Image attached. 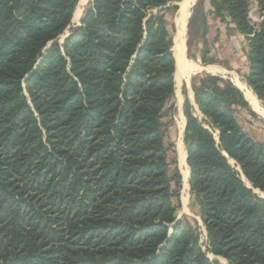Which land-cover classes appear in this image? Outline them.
<instances>
[{"label": "trees", "instance_id": "1", "mask_svg": "<svg viewBox=\"0 0 264 264\" xmlns=\"http://www.w3.org/2000/svg\"><path fill=\"white\" fill-rule=\"evenodd\" d=\"M172 1L92 0L61 44L78 0H0V264H264V144L240 124L249 104L228 77L193 79L203 120L184 104L205 251L178 220L162 122L176 89ZM205 1L191 23L209 65ZM250 1L209 5L244 36V78L264 104V20L253 25Z\"/></svg>", "mask_w": 264, "mask_h": 264}, {"label": "rangeland", "instance_id": "2", "mask_svg": "<svg viewBox=\"0 0 264 264\" xmlns=\"http://www.w3.org/2000/svg\"><path fill=\"white\" fill-rule=\"evenodd\" d=\"M80 1L81 0H78L71 21V26L60 37L59 42L61 44L70 35L71 28H75L81 25V20L85 12L89 9L92 3V0H88L84 5L80 6ZM183 1L184 0H174L166 5V8L172 6L177 8L176 10L168 9V12L166 14L167 29L170 33L173 47H174L175 38L179 35L177 21L180 18L179 14L181 12V3ZM208 1L209 0H207L206 6H208ZM197 2L198 0H195L193 6L190 9V16L188 18L184 30L185 45H186L185 54L189 62L197 64L199 67L204 68V70L201 72H197L193 75H190L189 79L185 78L180 83L178 81L176 82V77H175V88H176L175 96L167 104L165 108L166 115L163 118L162 122L164 124L163 130H164L165 144L167 147V158L171 164L169 169V176L171 178H174L175 176L180 177L179 184H176L175 182L172 183V188L176 193V196L173 198V205L177 210L178 220L183 222L185 226L196 229L198 230V232L201 233L200 244L203 245V243L207 241L206 229L203 225V222L200 219L198 206L196 205L191 195L190 185L188 190L184 188L182 167L180 162L179 144L181 141H183L184 150L186 151V146L184 143L185 130L184 133L182 130V115L184 116V104L186 99L188 98L190 103L195 108V116L198 117L200 120H203V117L199 112L198 107L195 103V94L192 87L193 79L198 76L210 74L215 76H221L224 78L228 77L232 81L234 80L235 76H238L241 79L245 80L244 75L245 72H247V59L245 56L246 54L245 50L247 45H246V40H244L243 37H241V35H238L239 33L235 34L236 33L234 32L235 27L232 28L231 23L221 21L222 27L220 28L222 29L224 28V26L226 27L227 29L226 36L228 41L225 40V38H223L222 40V38H220L221 37L220 33H218L217 36L214 35L209 39L207 38L209 58H211V60L214 61V63L209 65H203L201 62V57H202L201 51L202 48L204 47V43L202 42V38L200 36L201 35L200 21L199 19H196L193 23H191L192 17L194 16V8ZM250 2H251L250 17L253 25L256 27L263 22L264 12L260 10L258 2H256L255 0H251ZM77 10L79 15L75 17V13ZM212 67L215 68L216 70L214 71L209 69ZM195 105L197 108L195 107ZM238 118L240 124L244 127L245 131L253 139L264 144V116L260 115L251 105H249V110L242 109L238 112ZM216 140L218 141L217 134H216ZM229 162L233 167H236V169L240 171V168L236 166V163L233 160H229ZM242 178L247 186H252L251 183L245 179V177ZM254 191L259 192V190H254ZM258 195L264 197V193L262 192H259ZM203 250L204 251L206 250L204 245H203ZM208 257L211 260L218 261L220 264H228L227 261L222 257H218L213 254H209Z\"/></svg>", "mask_w": 264, "mask_h": 264}, {"label": "bare ground", "instance_id": "3", "mask_svg": "<svg viewBox=\"0 0 264 264\" xmlns=\"http://www.w3.org/2000/svg\"><path fill=\"white\" fill-rule=\"evenodd\" d=\"M88 0H81L80 6L84 5ZM182 10L180 12V18L177 21V26L179 30V35L175 38L174 42V53L176 56V64H177V72H176V82L179 83L183 81V79H189L190 75H193L201 70V67L197 66L195 63H191L187 60L185 54V36H183V31L185 30L187 20L190 14V1L187 0L182 5ZM78 10L75 13V17L79 15ZM215 71L216 69L213 68ZM202 71V70H201ZM235 82L240 90L244 91V94L247 96L248 100H250V104L252 107L262 116H264V105L259 101V99L254 94L253 90L248 86L247 82L241 79L238 76H235ZM188 81V80H187ZM182 130L184 133L185 130V119L182 115ZM182 133V134H183ZM179 152H180V162L182 167V175L184 181V188L186 190L189 189V176H190V169L187 165V154L184 150L183 141L179 144ZM248 183V182H247ZM250 185V184H249Z\"/></svg>", "mask_w": 264, "mask_h": 264}, {"label": "crops", "instance_id": "4", "mask_svg": "<svg viewBox=\"0 0 264 264\" xmlns=\"http://www.w3.org/2000/svg\"><path fill=\"white\" fill-rule=\"evenodd\" d=\"M187 0H184L182 3H181V5L184 3V2H186ZM190 1V4H191V7L193 6V4H194V2H195V0H189ZM210 4V0L208 1V6H206L207 5V0L205 1V8H206V11H208V15H207V24H208V35H207V38L209 39L210 37H212V36H217L218 35V33H220V38H222V40H223V38H225V40H227L228 41V39H227V29H226V27L224 26V28H220V27H222V22H221V20L219 19V18H216L214 15H213V13H212V8H211V6L209 5ZM191 7H190V9H191ZM181 10H182V6H181ZM189 16H190V14H189ZM188 21V20H187ZM228 23H229V20L227 21ZM187 24V23H186ZM231 27L232 28H234L235 27V25H233V24H231ZM219 30H221V31H219ZM234 32H236L235 34H238L239 32L237 31V29H236V27H235V30H234ZM238 35H241L240 33L238 34ZM183 36H184V31H183ZM241 37H243V39L245 40V38H244V36L243 35H241ZM219 38V39H220ZM222 40H221V42H222ZM223 44H225V43H223ZM246 45H247V42H246ZM248 46V45H247ZM246 46V52H247V50H248V47ZM185 52H186V45H185ZM175 54V53H174ZM246 56V55H245ZM176 57V56H175ZM247 59V58H246ZM197 65V64H196ZM198 66V65H197ZM209 69H211V70H213V67L212 68H209ZM215 69V68H214ZM201 70L203 71L204 70V68H202L201 67ZM201 70L199 71V72H201ZM176 72H177V64H176ZM247 72H248V63H247ZM247 72H245V75L247 74ZM175 77H176V74H175ZM235 79V78H234ZM233 82L236 84V82H235V80H233ZM237 86V85H236ZM240 89V88H239ZM242 91V90H241ZM243 93H244V91H242ZM245 95V94H244ZM192 96H193V94H192ZM246 96V95H245ZM257 97V96H256ZM246 99L248 100V98H247V96H246ZM249 102H250V100H248ZM260 101V100H259ZM261 102V101H260ZM262 103V102H261ZM251 105V104H250ZM252 106V105H251ZM184 117V116H183ZM184 119H185V117H184ZM185 124H186V121H185Z\"/></svg>", "mask_w": 264, "mask_h": 264}, {"label": "water", "instance_id": "5", "mask_svg": "<svg viewBox=\"0 0 264 264\" xmlns=\"http://www.w3.org/2000/svg\"><path fill=\"white\" fill-rule=\"evenodd\" d=\"M241 91V90H240ZM242 92V91H241ZM243 93V92H242ZM243 95H244V93H243ZM244 97H245V99H246V96L244 95ZM246 101L249 103V105H250V102L246 99ZM195 107H196V105H195ZM197 108V107H196ZM249 189H253V187L252 186H247ZM256 194H259V192L258 191H254ZM262 198H264V197H262ZM206 233H207V231H206Z\"/></svg>", "mask_w": 264, "mask_h": 264}]
</instances>
